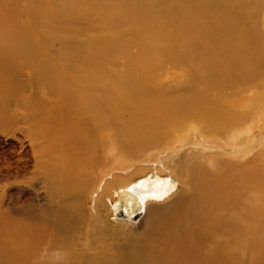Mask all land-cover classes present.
I'll use <instances>...</instances> for the list:
<instances>
[{
  "label": "bare ground",
  "instance_id": "bare-ground-1",
  "mask_svg": "<svg viewBox=\"0 0 264 264\" xmlns=\"http://www.w3.org/2000/svg\"><path fill=\"white\" fill-rule=\"evenodd\" d=\"M168 1L167 21L165 15L160 16L163 21L150 12L152 21L166 24L167 33H158L144 46V69L169 65L173 79L170 95L165 92L157 99L127 92L114 105L109 79L119 77L89 48L73 50L78 43H62L66 51L50 55L35 41L11 34L18 38L11 40L9 52L20 53L23 60L13 72L11 60L0 57V130L29 142L48 203L16 209L6 204L7 192L0 191L1 259L9 264H122V259L127 264H264L262 170H236L229 178L200 171L203 178L198 181L199 167L187 163L184 182L191 183L192 190L186 202L174 204L162 217L150 211L154 201L147 203L144 220L137 225L144 226L138 241L106 247L100 233L110 229L100 213L108 201L116 209L117 201L127 200L133 210L136 197L145 196L150 186L163 187H158L162 196L150 195L155 202L178 193L171 171L176 168L184 175V167L176 166L184 149L200 145L205 152L218 153L264 132V0ZM133 4L124 0L114 10ZM167 37L168 47L162 40ZM26 69L47 89H21L20 83H29L15 81L14 75L25 76ZM184 106L205 118L235 123L228 130L233 140L209 129L208 119L201 129H189L186 137H164L159 124ZM113 112L133 115L125 124L131 136L152 133L145 150L128 149L133 146L114 135ZM4 162L1 172L9 169ZM17 168L10 166L15 175ZM153 169L155 173L145 178ZM243 183L248 185L242 193L238 186ZM114 255L117 262L111 259Z\"/></svg>",
  "mask_w": 264,
  "mask_h": 264
},
{
  "label": "rangeland",
  "instance_id": "rangeland-1",
  "mask_svg": "<svg viewBox=\"0 0 264 264\" xmlns=\"http://www.w3.org/2000/svg\"><path fill=\"white\" fill-rule=\"evenodd\" d=\"M116 1L120 5L124 0ZM158 1L161 4L155 5L154 0H130L134 4L129 5L127 9L120 12L114 10L118 8L117 2L115 8H112L111 5L115 4L113 0H3V4L7 6H2L0 1V44H3V47L0 48V57L10 59L12 71L18 72L17 66L21 65L20 62L23 59L19 56L20 53L14 55L9 52V48H13L11 40L18 38V35L11 34H19L23 38H29L35 41L34 43L38 44L40 49L44 48L50 55L56 56L63 51L62 43H68L69 45L78 43L73 50L79 49L82 45L87 49L89 48L88 50L93 52L100 60L110 63L114 76L119 77V79L112 82L109 79V88L112 91L111 97L114 99V105L119 101V98L126 96L127 92L128 94L138 92L142 94V97L156 99L164 95L165 92L170 95L173 79L169 75V65H164V68H153V70L144 69L146 61L144 58L145 42L152 43L157 38L158 33L165 30L163 34H166V31H168L167 28H163L166 24H156L151 19L150 12L155 13L157 17L165 15V20H168L169 15L167 13L170 10V1ZM143 3H147L149 8L142 7ZM167 4L168 6L165 8ZM160 18L162 19V17ZM162 40L167 47L170 46L169 37L162 38ZM48 42H51V46L48 45ZM155 58L153 57L151 60L153 61ZM22 72L25 76H22L20 72L14 75L15 81L20 79L29 83H25V85L20 83L21 89L25 88L24 91H29L26 89L28 86H33L36 89H47L44 84L30 78L28 69ZM17 85L19 87V84ZM161 90L163 92L160 94ZM161 102H163V99H161ZM126 105L132 106L129 103ZM175 112L174 115L170 112L164 118L165 120L170 119L167 123L162 122L159 124L162 127L164 137H167L168 133L173 135L174 139H178L180 134L186 137L189 129H201L203 121L208 119L209 129L222 131L228 142L233 140L228 130L235 127L236 124L232 123L234 125H231L229 120H211L205 118L200 111L185 106L176 109ZM133 118L132 114L124 116L121 112H113L112 120L115 124L111 131L114 132V135L118 133L121 141L133 146L128 147V149L135 152L143 151L145 147L150 145V135L152 133L147 131L139 137L137 136L138 138L131 136V132L127 130L125 124L132 122ZM261 133L254 141H250L248 138L245 145H237L229 150L220 148L218 153L205 152L200 145H191L187 150L184 149L176 162V166L184 167V175H181L176 168L171 171L173 177L177 180L179 191L168 196V198L156 202L152 200L150 195L151 197L154 196L153 193L157 196L159 194L163 195V191L162 193L159 191V188L163 187L154 184L155 186L148 188V193L145 196L139 195L136 197L137 206L133 210V204H129L127 200L119 201L120 203L117 201L116 209L112 207L113 203L108 201V205H103L100 210L103 220L110 224L109 230L99 231L106 238L105 246H113L116 243L124 246L138 241L144 233V226L141 225L137 228V225L144 220L148 207L147 203L150 201H154L153 205L150 206V211L157 212L161 217L174 204L186 202L192 190V184L184 182V177L188 173L185 168L187 163L199 167L196 170L198 177H195L193 172H189L198 181H202L203 178L199 174L200 171L205 172V174L209 171H217L219 175L223 174L225 178H229L232 172L236 170L241 172L264 171V164H262L264 150L259 149L261 144L264 145V132ZM114 135H111V138H114ZM134 151L132 152L134 153ZM32 152L27 140L22 143L18 136L9 135L7 131L0 130V170H2L1 165L6 163L4 161H7V168L9 167V169L3 168V171H0V191L5 190L7 192L6 204L16 209L23 205H25L24 208H27L34 203H48L44 183H41L36 177L37 158L35 159ZM2 153L5 157H1ZM113 156L115 159L119 157L115 152H113ZM11 164L14 168L18 167L16 175L13 173V169H10ZM149 172V175L145 178L151 177L155 170ZM163 174L170 175L167 172ZM143 176L144 173L136 175L135 179ZM142 180L144 179L140 181ZM255 183L253 182V184ZM247 185L248 183H243L238 186L242 193L246 190ZM88 192L86 193L87 208L90 204ZM141 197L143 198L140 199ZM79 250L78 247L76 251ZM111 252L114 253L115 249H111ZM114 257H117V255L111 257L112 261L117 262ZM1 258L0 255V264H9L6 258L4 260ZM120 263L127 264L123 259Z\"/></svg>",
  "mask_w": 264,
  "mask_h": 264
}]
</instances>
